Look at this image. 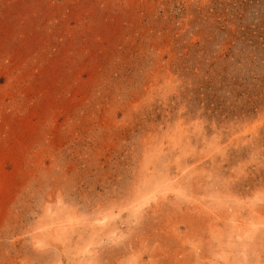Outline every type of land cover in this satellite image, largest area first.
I'll list each match as a JSON object with an SVG mask.
<instances>
[{"label": "rangeland", "instance_id": "1", "mask_svg": "<svg viewBox=\"0 0 264 264\" xmlns=\"http://www.w3.org/2000/svg\"><path fill=\"white\" fill-rule=\"evenodd\" d=\"M0 264H264V0H0Z\"/></svg>", "mask_w": 264, "mask_h": 264}, {"label": "bare ground", "instance_id": "2", "mask_svg": "<svg viewBox=\"0 0 264 264\" xmlns=\"http://www.w3.org/2000/svg\"><path fill=\"white\" fill-rule=\"evenodd\" d=\"M101 219H103V218H101ZM106 219V218H105Z\"/></svg>", "mask_w": 264, "mask_h": 264}]
</instances>
